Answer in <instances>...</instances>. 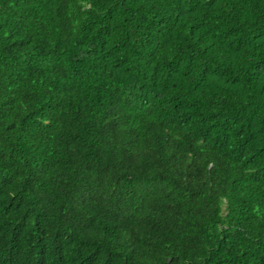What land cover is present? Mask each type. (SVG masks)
<instances>
[{
  "label": "trees",
  "instance_id": "1",
  "mask_svg": "<svg viewBox=\"0 0 264 264\" xmlns=\"http://www.w3.org/2000/svg\"><path fill=\"white\" fill-rule=\"evenodd\" d=\"M0 264H264V0H0Z\"/></svg>",
  "mask_w": 264,
  "mask_h": 264
}]
</instances>
